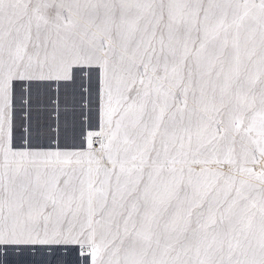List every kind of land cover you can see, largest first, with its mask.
Here are the masks:
<instances>
[{
  "label": "snow or ice",
  "instance_id": "obj_1",
  "mask_svg": "<svg viewBox=\"0 0 264 264\" xmlns=\"http://www.w3.org/2000/svg\"><path fill=\"white\" fill-rule=\"evenodd\" d=\"M264 264V0H0V251Z\"/></svg>",
  "mask_w": 264,
  "mask_h": 264
},
{
  "label": "rangeland",
  "instance_id": "obj_2",
  "mask_svg": "<svg viewBox=\"0 0 264 264\" xmlns=\"http://www.w3.org/2000/svg\"><path fill=\"white\" fill-rule=\"evenodd\" d=\"M40 247V246H39ZM52 247H55V248H58V249H61V247H62V249H63V251H62V249L61 250H59V251H57V252H55L54 254H60V255H65L67 252H68V248L70 247H68V246H59V245H57V246H52ZM68 247V248H67ZM74 247V246H73ZM27 248V249H26ZM22 252L23 253H21V251H19V250H16V251H12V249H9L7 252H3V251H0V264H28L29 262H31L32 264H39V263H37V255H39L40 254V252L42 253V251H43V253H42V255H48V256H50V254L52 253V251H50V249H48L49 247L47 246H41L40 247V249H41V251L39 250H37L36 248L34 249V247H26ZM31 248V249H30ZM46 248V249H45ZM9 251L10 252H12V253H16L15 255L14 254H12V255H14V256H10V255H8V253H9ZM30 251V252H29ZM27 252V253H26ZM49 252V253H48ZM4 253H6V255H4ZM31 253L33 254L32 256H30L31 255ZM39 253V254H38ZM45 253V254H44ZM62 253V254H61ZM11 254V253H10ZM29 254V255H28ZM77 254L78 253H75V256H77ZM4 255V256H3ZM26 257H25V256ZM17 258H16V257ZM28 256V257H27ZM30 256V257H29ZM6 257V259L8 260V262H7V260H5L4 258ZM33 257V258H32ZM22 258V259H21ZM31 258V259H30ZM60 258H62V257H60ZM12 259V260H11ZM16 259V260H15ZM27 259V260H26ZM36 259V260H35ZM49 260H51L52 258H48ZM4 260H5V262H4ZM15 260V261H14ZM21 260L23 261V262H21ZM26 260V261H25ZM12 262H14V263H12ZM49 262L50 261H46L45 263H43V264H49ZM31 263H29V264H31ZM50 264H56V263H54L53 262V259L51 260V262H50ZM59 264H62V263H59ZM64 264V263H63Z\"/></svg>",
  "mask_w": 264,
  "mask_h": 264
},
{
  "label": "bare ground",
  "instance_id": "obj_3",
  "mask_svg": "<svg viewBox=\"0 0 264 264\" xmlns=\"http://www.w3.org/2000/svg\"><path fill=\"white\" fill-rule=\"evenodd\" d=\"M41 247V246H40ZM47 247V246H46ZM49 247V246H48ZM52 247V246H51ZM69 247V246H68ZM67 247V248H68ZM70 247H73V246H70ZM29 248V247H28ZM32 248V247H31ZM30 248V249H31ZM36 247H34V249H35ZM27 249V248H26ZM46 249V248H45ZM49 249V248H48ZM61 249H62V247H61ZM60 249V250H61ZM13 251V250H12ZM40 251H41V249H40ZM62 251H63V249H62ZM30 252V251H29ZM11 253V254H10ZM21 253H23L22 251H21ZM27 253V252H26ZM42 253H43V251H42ZM42 253L40 252V254L39 255H37V263H39V264H43V263H45L46 261H50L51 262V260L53 259V262L54 263H56V264H59V263H64V264H75V260L77 259V256H75V253H71V252H67L65 255H60V254H54L55 252H52L51 254H50V256H48V255H46L45 253V255H42ZM49 253V252H48ZM1 254V253H0ZM12 254H16V253H12V252H10L9 251V253H8V255H12ZM62 254V253H61ZM4 255H6V253H4ZM3 255V256H4ZM14 255H12V256H14ZM29 255V254H28ZM33 254L31 253V255L30 256H32ZM78 255V254H77ZM25 256V255H24ZM29 256V257H30ZM16 257V256H15ZM26 257V256H25ZM28 257V256H27ZM60 257H62V258H60ZM17 258V257H16ZM33 258V257H32ZM48 258H52L51 260H49ZM5 260H7L6 259V257L4 258ZM22 259V258H21ZM31 259V258H30ZM5 260H4V262H5ZM12 260V259H11ZM16 260V259H15ZM14 260V261H15ZM27 260V259H26ZM25 260V261H26ZM36 260V259H35ZM7 262H8V260H7ZM21 262H23L22 260H21ZM50 262H49V264H50ZM9 263V262H8ZM12 263H14V262H12ZM29 263H31V262H29ZM28 263V264H29ZM6 264V263H5ZM32 264V263H31Z\"/></svg>",
  "mask_w": 264,
  "mask_h": 264
}]
</instances>
